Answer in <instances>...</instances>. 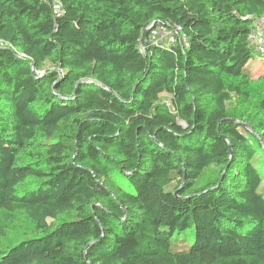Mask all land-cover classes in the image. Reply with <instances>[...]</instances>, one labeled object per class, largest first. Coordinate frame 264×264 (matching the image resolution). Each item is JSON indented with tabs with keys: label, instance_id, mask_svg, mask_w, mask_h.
Instances as JSON below:
<instances>
[{
	"label": "trees",
	"instance_id": "16d2710c",
	"mask_svg": "<svg viewBox=\"0 0 264 264\" xmlns=\"http://www.w3.org/2000/svg\"><path fill=\"white\" fill-rule=\"evenodd\" d=\"M60 1L0 0V264H264V0Z\"/></svg>",
	"mask_w": 264,
	"mask_h": 264
},
{
	"label": "built area",
	"instance_id": "2783aa9c",
	"mask_svg": "<svg viewBox=\"0 0 264 264\" xmlns=\"http://www.w3.org/2000/svg\"><path fill=\"white\" fill-rule=\"evenodd\" d=\"M53 11L58 14L62 11L60 0H46ZM248 40L253 50L264 55V14L253 21V26L248 33ZM179 41L181 45L188 46V37L178 24L168 25L159 23L154 25L146 37L138 44L139 52L145 53L153 44L167 42L173 44Z\"/></svg>",
	"mask_w": 264,
	"mask_h": 264
},
{
	"label": "rangeland",
	"instance_id": "374dc122",
	"mask_svg": "<svg viewBox=\"0 0 264 264\" xmlns=\"http://www.w3.org/2000/svg\"><path fill=\"white\" fill-rule=\"evenodd\" d=\"M248 64L254 66L255 71L261 69L264 66V55H260L256 51H253V56L249 60ZM50 68L52 69V66H50L49 64H46L45 69H50ZM255 87H257V86L256 85H253L249 89L251 90V93H252V95L254 97H259L258 90H256ZM229 104H231V103H228V105ZM261 188H262V191L264 193V180H263V182L261 184Z\"/></svg>",
	"mask_w": 264,
	"mask_h": 264
},
{
	"label": "water",
	"instance_id": "95a60500",
	"mask_svg": "<svg viewBox=\"0 0 264 264\" xmlns=\"http://www.w3.org/2000/svg\"><path fill=\"white\" fill-rule=\"evenodd\" d=\"M154 26V24H151L150 26H148L147 28H146V31H145V33H144V35H145V37L147 36V34H148V31L152 28ZM240 124H242L243 126H245L248 130H250L256 137H258L259 138V136L257 135V133L256 132H254L253 130H252V128L249 126V125H247V124H245L244 122H240ZM264 146V145H263ZM177 193V191H175V194Z\"/></svg>",
	"mask_w": 264,
	"mask_h": 264
}]
</instances>
